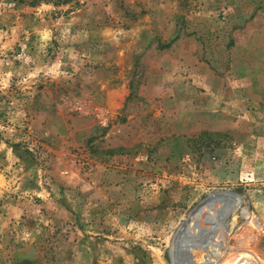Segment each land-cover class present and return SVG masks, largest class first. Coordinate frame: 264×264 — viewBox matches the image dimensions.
<instances>
[{
    "label": "rangeland",
    "instance_id": "1",
    "mask_svg": "<svg viewBox=\"0 0 264 264\" xmlns=\"http://www.w3.org/2000/svg\"><path fill=\"white\" fill-rule=\"evenodd\" d=\"M14 1L0 264H264V0Z\"/></svg>",
    "mask_w": 264,
    "mask_h": 264
},
{
    "label": "built area",
    "instance_id": "2",
    "mask_svg": "<svg viewBox=\"0 0 264 264\" xmlns=\"http://www.w3.org/2000/svg\"><path fill=\"white\" fill-rule=\"evenodd\" d=\"M15 1L14 0H0V15L6 10V9H10L14 6ZM2 25L0 22V49L2 48V43H1V37H2Z\"/></svg>",
    "mask_w": 264,
    "mask_h": 264
},
{
    "label": "bare ground",
    "instance_id": "3",
    "mask_svg": "<svg viewBox=\"0 0 264 264\" xmlns=\"http://www.w3.org/2000/svg\"><path fill=\"white\" fill-rule=\"evenodd\" d=\"M232 203H233V201H232ZM232 206L235 207V204L233 203ZM236 206H237V205H236ZM253 224L255 225V222H254ZM258 225H259V224H258ZM256 228H257V227H256ZM256 228H255V229H256ZM258 231H259V230H258Z\"/></svg>",
    "mask_w": 264,
    "mask_h": 264
},
{
    "label": "trees",
    "instance_id": "4",
    "mask_svg": "<svg viewBox=\"0 0 264 264\" xmlns=\"http://www.w3.org/2000/svg\"><path fill=\"white\" fill-rule=\"evenodd\" d=\"M171 41H173V40H171ZM171 41H170V42H171ZM170 42H169V43H170ZM169 43L165 44V46H168Z\"/></svg>",
    "mask_w": 264,
    "mask_h": 264
}]
</instances>
